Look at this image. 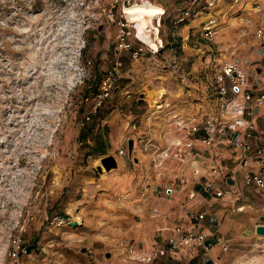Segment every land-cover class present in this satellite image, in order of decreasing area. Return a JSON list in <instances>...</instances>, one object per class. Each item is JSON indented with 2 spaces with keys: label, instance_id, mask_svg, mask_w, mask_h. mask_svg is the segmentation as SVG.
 Masks as SVG:
<instances>
[{
  "label": "rangeland",
  "instance_id": "374dc122",
  "mask_svg": "<svg viewBox=\"0 0 264 264\" xmlns=\"http://www.w3.org/2000/svg\"><path fill=\"white\" fill-rule=\"evenodd\" d=\"M137 1L0 0V264H103L125 255L136 217L119 193L128 183L119 180L144 174L143 188L155 178L164 190L180 182L171 152L186 130L175 117L201 123L218 115L217 74L227 63L258 84L256 93L264 90V42L254 33L264 14L248 16L249 24L238 12L223 16L208 40L180 30L184 2L176 10L175 0H153L166 13L150 39L140 34L143 22L133 21L149 0ZM122 23L131 50L118 51ZM107 77L114 89L95 108ZM187 106L193 113L176 110ZM104 156L117 167L107 170ZM244 232L227 242L218 264H264V237Z\"/></svg>",
  "mask_w": 264,
  "mask_h": 264
},
{
  "label": "crops",
  "instance_id": "0c3cea01",
  "mask_svg": "<svg viewBox=\"0 0 264 264\" xmlns=\"http://www.w3.org/2000/svg\"><path fill=\"white\" fill-rule=\"evenodd\" d=\"M183 2V0L174 1L176 10H178L177 6H181ZM249 3H251V6L248 8ZM257 3H260L261 8H264L262 0H221L213 12L218 14L220 24V18L232 12H238L239 17L247 15ZM195 10H198V13L193 20L180 25V30L188 29L189 35L195 33L201 35L203 21L206 20L207 12L202 10L200 5L196 6ZM164 12L163 9L162 14ZM251 12L255 16L264 14V11L262 13ZM198 17H200V20H198ZM240 20L242 19L240 18ZM253 84L255 83L253 82ZM251 107L253 110L251 109L252 111L249 112L248 118L254 124V127L264 131V105L262 107L257 104V107ZM176 110L183 114L184 112L186 114L193 113V108L190 106L184 107L182 110L179 108ZM182 139L186 140V132ZM196 144L200 150L199 162L203 163V169L207 172V176L213 167H217L219 174L215 179H218L223 186H227L225 184V181L227 183V177L230 176L235 179L234 186L230 188L231 193L220 198L202 193L201 187L205 177L196 176L191 166L180 161L169 162L171 166L174 164L175 169L172 172L179 177L180 182L171 184L173 188L170 184L166 185L165 190L163 189L164 185L157 183L158 181L155 178H152L153 183L151 185L146 184L143 188L141 184L144 182V174L143 176L142 174L132 175L130 172L127 174L126 179L123 178L122 180L121 178L119 180L121 186H123L122 182L128 183L119 193H125L124 197L132 201L128 206L133 211L134 217H136V223L130 234L134 241L133 247L140 253H149L155 248L164 246L170 236L176 235L173 228L177 226H181L185 230L192 228L196 223L194 215L204 211L207 215L202 223V230L211 239L219 240L207 256L217 260L229 249V247L225 249L224 244H227L229 240L238 238L245 229L255 227L257 223L261 222L259 220L261 215L264 214V195L245 185L242 179L243 172L258 169L260 167L259 163L253 161L246 169L240 170L238 164L244 154L243 149L225 142L211 147L205 146L199 141H196ZM261 144L264 146V137ZM126 163L120 164L121 169L126 166ZM159 165L161 166L162 163ZM138 176H142V179L137 184L135 179ZM128 177L132 182H128ZM165 177H167L165 173L160 174L161 180ZM192 191L195 192L194 196H190ZM240 206H244V209L239 210L238 207ZM256 217L259 218L258 221ZM183 251L186 250H181V252ZM204 259L205 257L203 258L197 252L193 256L191 264H204ZM96 261L98 260H93L95 264ZM103 264H139V262L129 260L125 255H112ZM150 264H179V261L176 256H160Z\"/></svg>",
  "mask_w": 264,
  "mask_h": 264
},
{
  "label": "built area",
  "instance_id": "2783aa9c",
  "mask_svg": "<svg viewBox=\"0 0 264 264\" xmlns=\"http://www.w3.org/2000/svg\"><path fill=\"white\" fill-rule=\"evenodd\" d=\"M153 1V0H151ZM184 4L179 10L176 23H187L196 16L198 10L196 6L200 5L202 10H205L206 20L203 21L202 37L212 40L218 30L219 16L213 12L221 0H183ZM264 3V0H262ZM263 10L261 4L257 3L251 11L258 13ZM249 11L247 17L242 16V21L249 24L253 13ZM166 12H164L165 14ZM164 14L161 16L163 17ZM255 36L264 42V25H260L254 30ZM130 32L127 30L126 25L122 23L121 33L118 39V51L131 50L132 45L128 41ZM163 46V44L160 43ZM143 48L133 49L132 56L134 59L139 58ZM116 69L122 66V61L118 58L116 61ZM117 76L115 78H118ZM115 78L107 77L103 79L100 89L94 96L96 101L95 108L101 105L106 98L112 93L115 86ZM217 92L220 94V102L218 104V115H208L201 123L195 116L177 118V127L186 130V140L178 139L173 143L174 150L171 152L175 158L180 162L186 163L192 167L193 173L200 178L205 177V181L201 187V192L220 198L225 194L231 193V187L228 181L223 186L222 183L215 179L219 174L217 167H213L209 175L203 169V163L199 162L200 150L196 144L199 141L205 146L211 147L220 143H228L234 147L243 149L244 154L239 160V169H246L250 164L255 161L259 163L260 167L253 171L243 172L242 179L245 185L250 186L259 194L264 195V146L261 141L264 137V131L254 127V124L248 118L249 112L252 110V103L255 105H264V90L258 94L254 93L257 90L258 84L250 83L249 76L244 73L236 63H227L220 74H217ZM257 85V86H256ZM231 94L233 97H230ZM237 96H242V100H236ZM253 101V102H252ZM255 101V102H254ZM223 114L231 116L230 121H224ZM90 119V115L87 117ZM152 143L148 142L145 145L150 146ZM170 147L161 152V159H167L170 156ZM121 153H124L121 150ZM195 192L192 191L190 196H194ZM239 210L244 209V206L238 207ZM206 213L195 214V225L185 230L181 226L173 228L176 235H172L167 239L164 246L153 249L149 253H140L128 243L125 245L126 258L132 261L139 262V264H150L154 259L160 256H176L179 264H191L193 256L199 252L203 258L207 256L214 248L215 243L219 240H213L211 237L202 230V223L206 219ZM225 249H228V244H224ZM186 250L181 252V250ZM211 258V257H210ZM204 259V264H205ZM212 259V258H211ZM213 264H218L217 260L212 259ZM221 262V258L219 260ZM88 264H95L90 262Z\"/></svg>",
  "mask_w": 264,
  "mask_h": 264
},
{
  "label": "water",
  "instance_id": "95a60500",
  "mask_svg": "<svg viewBox=\"0 0 264 264\" xmlns=\"http://www.w3.org/2000/svg\"><path fill=\"white\" fill-rule=\"evenodd\" d=\"M203 43H207V41L205 39H200ZM259 72V70H258ZM257 86V85H256ZM133 142L134 139H129L128 141V147H129V155H132V151H133ZM102 165H104V167L107 170H111L113 168H116V160L113 156H104L101 159ZM227 181L228 184L230 185H234L235 183V179H233L232 177H227ZM264 211V208H263ZM261 222L257 223L253 229H245L246 231L244 232V234H252V235H258V236H263L264 237V214L261 215L260 217ZM78 224V221H74L71 222V225L76 226ZM86 248H83L82 251L85 252ZM110 253H107V257H110ZM205 264H213V260L208 257L205 259Z\"/></svg>",
  "mask_w": 264,
  "mask_h": 264
},
{
  "label": "bare ground",
  "instance_id": "6f19581e",
  "mask_svg": "<svg viewBox=\"0 0 264 264\" xmlns=\"http://www.w3.org/2000/svg\"><path fill=\"white\" fill-rule=\"evenodd\" d=\"M141 4H142V0L137 1V2L134 3L135 6H138V5H141ZM156 6L153 5L151 0H149L147 3L144 4V8L137 9V11H140V12L144 13L145 15L147 14V18L144 19L145 15H140V16L133 17V21L134 22L136 20H138V22H143V24H141V26H142L141 28H143L144 31L140 32V34L143 35V33H144L146 35V37L147 38L150 37V39H154V38L158 37V35L154 34V32L157 29L155 27L154 20L155 19H159L160 17H162L161 16L162 12L160 13V8H158ZM150 26H152V28H149Z\"/></svg>",
  "mask_w": 264,
  "mask_h": 264
},
{
  "label": "trees",
  "instance_id": "16d2710c",
  "mask_svg": "<svg viewBox=\"0 0 264 264\" xmlns=\"http://www.w3.org/2000/svg\"><path fill=\"white\" fill-rule=\"evenodd\" d=\"M34 248H35V247H34ZM27 249H28L29 251H31V250H32L31 246H30V247H28Z\"/></svg>",
  "mask_w": 264,
  "mask_h": 264
}]
</instances>
